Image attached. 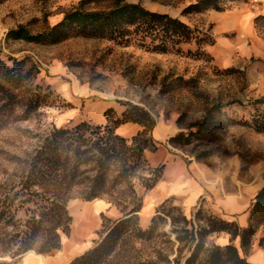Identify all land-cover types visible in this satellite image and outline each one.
<instances>
[{
  "label": "trees",
  "instance_id": "16d2710c",
  "mask_svg": "<svg viewBox=\"0 0 264 264\" xmlns=\"http://www.w3.org/2000/svg\"><path fill=\"white\" fill-rule=\"evenodd\" d=\"M6 1L0 0V4ZM248 2L196 0L182 14L220 13L233 4ZM62 14L59 22L41 32L31 34L18 26L9 30L6 38L49 45L85 38L149 53L211 59L204 48L212 46L214 40L207 33L177 17L150 12L138 3L80 0ZM253 23L257 30L264 28V17L257 16ZM39 73L28 57L0 58V131L12 121L29 120L40 108L58 103L48 87L35 82ZM118 103L123 109L119 113L106 109L103 124L82 121L71 127L51 125L35 136L33 149L21 157L9 156L13 168L3 170L5 178L0 179V257L11 261L0 264H17L27 252L42 256L59 251L61 237H68L71 231L73 218L67 204L73 198L85 202L105 199L122 216L112 220L102 215L98 240L70 264H251L246 255L258 228L264 225V187L253 198L245 228L213 216L202 206L193 218H187L179 207L167 206L169 199L156 208L146 227L140 225L143 203L135 182L147 193L163 177L164 164L151 167L145 157V152L157 149L153 140L155 120L142 107ZM232 104L241 105L233 100L206 102L200 117L186 126V132L170 137L168 143L179 149L206 147L219 141L233 125L264 133V111L254 108L248 120H236L223 111ZM128 123L141 129L130 138L118 135L117 129ZM208 154L203 151L195 160ZM221 234L229 237L226 244L211 239Z\"/></svg>",
  "mask_w": 264,
  "mask_h": 264
},
{
  "label": "rangeland",
  "instance_id": "374dc122",
  "mask_svg": "<svg viewBox=\"0 0 264 264\" xmlns=\"http://www.w3.org/2000/svg\"><path fill=\"white\" fill-rule=\"evenodd\" d=\"M79 1L8 0L0 4V58L6 61L9 57L18 60L28 57L40 69L35 82L48 87L59 99L55 106L42 107L31 119L12 121L0 131V179L5 178L1 173L3 170L10 172L13 168L9 156L21 157L33 149L35 136L51 125L71 127L82 121L103 124L104 111L112 108L115 113H119L123 107L118 102H123L142 107L160 129V134L153 136L156 151L145 152L151 167L164 164L167 156L181 157L187 164L190 160H195V155L208 151L210 154L195 162L206 165L217 174L211 176L215 187L211 189L214 195L211 198L212 204L222 194L220 184L230 182L232 192H238L239 186L247 187V212L250 213L255 194L264 187V133L233 125L222 134L219 141L206 147L189 146L179 149L168 143L170 137L179 131L186 132V126L200 117L206 102H240V106L232 104L223 110L236 120H248L254 108L264 111V84L251 82V78L243 70L252 60L231 67L223 65V42L236 36L234 31L224 25V16L229 14L227 10L183 15L182 10L196 0H125L127 3H138L150 12L177 17L184 24L207 33L214 40L212 46L204 48L211 56L209 60L149 53L133 46L120 47L104 40L72 38L49 45L28 44L22 40L6 38L7 32L18 26L25 27L31 34L41 32L47 26L59 22L62 12ZM243 5L234 4L230 9ZM248 5L257 7L255 4ZM259 35L264 36V28L259 29ZM190 48L194 49V46L191 45ZM179 78L191 79L192 82L184 84ZM47 79H58L62 83L46 84ZM65 103L70 106H65ZM169 174V170H164V177L152 189L146 201L157 198L168 189L165 179ZM135 190L138 196H142L143 203L146 192L137 181ZM169 200L167 206L179 207L183 212L176 199ZM69 201L67 209L73 218L70 234L68 237H61L59 251L42 255L44 257H63L67 260L92 248L93 242L98 240L102 215L112 220L122 216L114 206L113 209L97 213L99 203L89 205L78 198ZM151 207L149 202L144 207V212L140 211L138 215L142 227L149 223L150 219H146ZM205 210L215 215L211 209ZM221 212L224 214L222 209ZM194 214L190 212L184 215L193 218ZM164 229L168 230V226ZM211 239L219 245H223L225 241L222 235ZM76 247H81V251L76 253ZM257 250H264V225L255 234L253 245L246 255L248 261L258 260L253 256ZM27 253L17 264H23ZM3 261L11 260L0 257V262Z\"/></svg>",
  "mask_w": 264,
  "mask_h": 264
},
{
  "label": "crops",
  "instance_id": "0c3cea01",
  "mask_svg": "<svg viewBox=\"0 0 264 264\" xmlns=\"http://www.w3.org/2000/svg\"><path fill=\"white\" fill-rule=\"evenodd\" d=\"M248 3L255 4L257 7L253 5L249 6ZM248 3L239 8L227 10L229 14H225L224 16L225 27L234 31L236 36L229 40L226 39V41L223 42L224 50L221 59L225 67H231L240 62L245 63L247 60H252L253 64L250 63L245 66L243 70L247 73L248 77L251 78V82H255V84H264V36L259 35V30L255 28L253 23V20L257 16L264 17V0H249ZM45 83L61 84L62 82L60 83L58 79H47ZM140 129L139 126L128 123L121 125L116 133L122 137L130 138L136 135ZM159 134L160 129L155 127L153 136H158ZM164 168L165 172L166 170L170 171V176L165 179L168 184V189L157 198H151L148 201H146V198L152 189L143 197L144 204H142L141 212H144V207L149 202L152 205L146 221L155 214L156 208L162 202L166 199L173 198L177 200V204H179L185 215L190 214V212L195 213L196 210L202 206L204 209H211L215 215L224 220L235 221L241 228L247 226L249 221V213L247 212V187L243 188L239 186L238 192H232L229 188L232 186L230 182L220 184L222 194L218 196L215 204H212L211 198L214 195L211 189L215 187L211 176H214L216 173L210 170L206 165L195 162V160H190L189 163L185 164L181 157L167 156L164 160ZM215 176H217V174ZM161 179L159 181H161ZM96 203H99L100 207L97 213H101L105 209H113V206L104 199L85 202V204L89 205H94ZM221 209L224 214H222ZM221 235L223 240H225L223 244H226L229 241L228 236L225 234ZM79 250L81 251V247H76L74 249L76 253ZM255 252L253 256L254 258H258V260L256 262H249L251 264H264V250H257ZM81 253L82 252L79 254ZM79 254H75L67 260L63 257H37L34 254H27L23 264H69L72 258Z\"/></svg>",
  "mask_w": 264,
  "mask_h": 264
}]
</instances>
